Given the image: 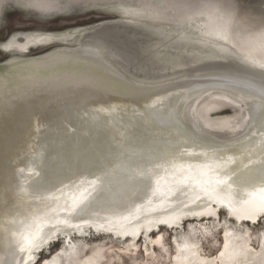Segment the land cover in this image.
<instances>
[{"label": "bare ground", "instance_id": "obj_1", "mask_svg": "<svg viewBox=\"0 0 264 264\" xmlns=\"http://www.w3.org/2000/svg\"><path fill=\"white\" fill-rule=\"evenodd\" d=\"M104 22L80 30H91ZM53 37L51 33H33L21 42L11 39L1 44L10 56L0 61V219L17 211L12 208L14 203H20V216L29 211L23 197L16 195L19 177L15 169L28 163L27 146L34 135L39 136L40 142L52 145L48 182L67 185L70 193L75 192L74 185L80 180L94 178L92 173L102 175V167L118 168L121 161L128 166L103 177V192L72 221V225L79 228L61 225L62 231L35 253L32 264L44 261L47 264H100L105 256L101 245L95 246L84 258L78 256V245H87L86 238L92 232L95 236L108 234L119 240L126 239L127 246L119 248L123 252L136 249L138 238H143L145 250L149 252L151 246L161 245V226L178 231L174 235L176 251L170 254L171 264H243L241 259L247 264H264V230L256 233L263 248L260 252L251 249L247 225L246 230L241 229L245 222L255 224L261 218L257 217L255 222L243 218L245 205H239L238 213L210 201L193 180L177 183L182 175L190 174L172 168L173 163L184 165L185 169L191 165L198 174L197 165L219 162L227 156L246 162L247 153L254 149L259 159L256 146L242 135L247 128L245 117L251 115L249 105L254 102L248 101L242 114L222 123L221 127L235 129L227 137L199 129L189 110L197 94L206 88L220 87L239 96V91L223 85L250 79L259 69L234 57L173 63L157 69L153 66L156 60L151 52L144 55L146 65L137 62L131 66L140 72L135 75L153 82L140 83L127 77L104 54L98 40L81 41L63 32L56 36L59 44L52 49L28 54L35 46L52 43ZM10 41L14 46L6 49ZM125 41L122 45L114 41L105 43L112 47L109 52L113 51L114 56L129 61L141 49L127 48ZM240 43L245 55L264 62V44L246 47L245 40ZM186 70L191 74L177 78ZM157 98H161L159 103L151 107ZM37 122L41 125L39 134L34 132ZM259 128V124L253 127L257 135L252 139H261ZM97 157L101 158L100 164L96 163ZM156 164L162 167L156 168ZM140 167L151 171L141 177L135 172ZM230 167L240 170L243 164ZM209 209H214L215 214H208ZM221 209L227 217L221 230L222 239L217 253L209 256L201 252L198 237L193 238L191 233L199 230L195 223L201 219H218ZM162 220H168L171 226L160 225ZM186 220L189 221L188 231L182 228ZM208 229L204 226L201 230ZM156 231L159 232L153 234ZM59 236L61 245L42 257L44 250L49 251L52 243L60 240ZM9 252V237L0 234V258L10 260ZM250 259L255 260L254 263H248Z\"/></svg>", "mask_w": 264, "mask_h": 264}, {"label": "rangeland", "instance_id": "obj_2", "mask_svg": "<svg viewBox=\"0 0 264 264\" xmlns=\"http://www.w3.org/2000/svg\"><path fill=\"white\" fill-rule=\"evenodd\" d=\"M233 12L237 14L233 16ZM102 21L105 22L91 30H80ZM262 31L264 0H0V61L10 56L1 44L11 39L21 42L29 34L51 33L54 36L52 43L28 51V54H38L58 45L56 36L64 32L81 41L98 40L104 54L127 77L147 84L153 82L135 75L140 72L131 67L137 62L146 65L144 55L152 52V58L156 60L153 66L157 69L173 63H196L205 59L234 57L245 60L248 55L240 42L245 40L246 47L263 45ZM216 33H223L225 38H218ZM125 40L127 48L141 49L129 61L114 56L113 51L109 52L112 47L105 43L114 41L116 45H122ZM165 50L170 53H161ZM187 71L177 78L190 75L191 72ZM195 98L189 108L192 120L199 129L217 137H227L235 132V129L221 127L222 123L242 114L248 105L238 99V95L220 87L206 88ZM219 212L216 220L203 218L195 223L199 230L191 233L193 238L198 237L201 252L209 256L217 253L223 222L227 218L223 209ZM219 220L221 224H218ZM188 222L186 220L182 227L185 231H188ZM246 225L251 249L262 252L256 233L264 230V218L255 224L245 222L241 229L246 230ZM204 226L209 228L208 231L202 232ZM160 232L163 234L161 245L151 246L149 252L140 237L136 249L123 252L119 248L127 246L126 239L91 233L86 238L87 245H78V256L84 258L95 246L101 245L105 256L100 264H171L170 254L176 251L174 235L178 231L161 226ZM61 242L62 239L52 243L49 251L42 252V257L55 251ZM254 261L250 259L248 263ZM241 263L247 264L243 259Z\"/></svg>", "mask_w": 264, "mask_h": 264}, {"label": "snow or ice", "instance_id": "obj_3", "mask_svg": "<svg viewBox=\"0 0 264 264\" xmlns=\"http://www.w3.org/2000/svg\"><path fill=\"white\" fill-rule=\"evenodd\" d=\"M236 14V12L232 13L233 16ZM216 35L218 38H225L223 33H216ZM261 35H264V31ZM13 46L14 42L10 41L5 48ZM244 63L259 69L258 74L244 81L227 82L223 86L232 91H239L238 99L241 101L254 102L249 105L251 115L245 117L247 128L242 135H245L256 146L259 159L254 149L247 153L246 162L234 156H227L226 159L221 158L219 162L197 165L196 173L198 174L194 173L191 165L185 169L184 165L173 163L172 168L181 173L186 170L190 174L182 175L177 183L193 180L210 201L225 205L238 213L240 212L239 205H245L243 218L255 222L257 217L264 218V62L246 57ZM160 99L157 98L151 107H155ZM256 124L260 125L258 130L260 140L252 139L257 135V132L252 131ZM34 132L36 134L41 132L39 122L35 124ZM249 132H251V137H248ZM51 147L52 145L48 143L40 142L38 135H34L32 142L27 146L28 163L24 167L15 169L19 177L16 184V195L23 197V202L27 204L29 211L20 216L18 211L20 203H14L12 208L17 211L10 217L5 216L0 219V234H7L9 237L11 257L8 261L0 258V264H32L35 260V253L40 252L45 244L54 239L57 232L62 231L61 225L78 229L79 225H72V221L79 218L103 192V177L128 166L127 162L121 161L118 168L102 167L100 169L102 175L92 173L94 178L80 180L74 185L75 192L70 193L67 185L58 186L48 182L49 149ZM100 159L97 157V164H100ZM238 163L243 164V169L230 167ZM155 167L160 168L162 165L156 164ZM147 171L143 167L135 170L136 174L141 177L147 175ZM202 177L208 178L202 179ZM156 183L159 187L160 180L157 179ZM208 214L214 215L215 210L209 209ZM159 222L171 226L168 220ZM43 264L47 262L44 261Z\"/></svg>", "mask_w": 264, "mask_h": 264}, {"label": "water", "instance_id": "obj_4", "mask_svg": "<svg viewBox=\"0 0 264 264\" xmlns=\"http://www.w3.org/2000/svg\"><path fill=\"white\" fill-rule=\"evenodd\" d=\"M160 225H166V224H163V223H161ZM92 234H94V233L92 232ZM60 238H61V237L59 236V238H58V239H60ZM58 239H57V240H58ZM43 249H44V248H43Z\"/></svg>", "mask_w": 264, "mask_h": 264}]
</instances>
